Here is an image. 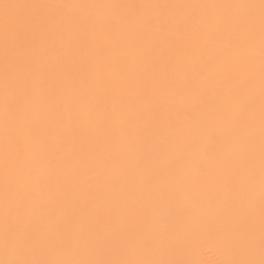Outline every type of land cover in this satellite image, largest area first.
<instances>
[{"label": "bare ground", "instance_id": "6f19581e", "mask_svg": "<svg viewBox=\"0 0 264 264\" xmlns=\"http://www.w3.org/2000/svg\"><path fill=\"white\" fill-rule=\"evenodd\" d=\"M262 93L261 0H0V264H261Z\"/></svg>", "mask_w": 264, "mask_h": 264}, {"label": "snow or ice", "instance_id": "6c2138e0", "mask_svg": "<svg viewBox=\"0 0 264 264\" xmlns=\"http://www.w3.org/2000/svg\"><path fill=\"white\" fill-rule=\"evenodd\" d=\"M262 6H264V0H261ZM242 102V95L241 92L239 90H237L236 92L233 93L232 96V103L234 105H240ZM262 107H264V93H262ZM227 109H224L220 115L222 117H226L227 116ZM10 264H24V262H10ZM244 264H250V262H244ZM261 264H264V261H261Z\"/></svg>", "mask_w": 264, "mask_h": 264}]
</instances>
